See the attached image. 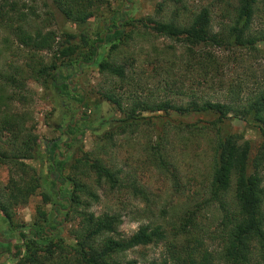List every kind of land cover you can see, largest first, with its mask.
Masks as SVG:
<instances>
[{
	"label": "trees",
	"instance_id": "16d2710c",
	"mask_svg": "<svg viewBox=\"0 0 264 264\" xmlns=\"http://www.w3.org/2000/svg\"><path fill=\"white\" fill-rule=\"evenodd\" d=\"M52 1L54 9L58 10L66 21L76 23H85L98 16L99 10L109 6L111 2ZM172 4L177 7L170 16L163 15L162 5L156 11L161 14L159 19L146 18L136 22L134 19L128 20L125 16L124 28L115 23L103 37L91 28L81 31L78 36L61 32L59 40L56 32L38 31L34 36L29 34L24 26L16 28L15 34L24 47L21 54L25 65L22 69H15L14 73H3L4 86L0 105L4 107V111L0 116V140L6 135L8 148L0 145V164L8 166L13 173L6 187L0 189V212L13 226L15 208L29 204L30 198L40 186V177L27 163L37 159L39 155L37 136L27 133L22 117L18 118L9 113L10 105L17 98V90H20V74L28 72L33 80L42 88L53 92L57 98H73L76 103H83V98L72 96L74 89L71 86L72 74L69 71L75 66L94 65L98 66L99 73L116 78L114 88L106 91L104 97L115 103L122 114L118 127L104 134L103 140L106 142H113L114 135L137 131L142 124L140 116L145 119L144 113L211 117L204 127L198 126L199 122L183 124L168 121L166 124L170 130L167 133L173 132L175 135L174 141L182 140V135L187 133L194 136L198 143L211 141L208 191L210 201L219 203L218 217H221L220 222L217 221L218 228L211 232L202 226L197 220L199 209L193 213L187 211L185 216L181 217L178 227L171 233L152 221L153 216H147L148 223L141 225L132 236L124 237L119 232L122 225L121 216L108 213L96 216L90 212L93 203L99 202V197L82 178H75L73 189L68 192L70 205L67 213L81 218L79 227L68 242L60 239L57 243L52 241L44 226L32 224L26 229L22 227L19 237L25 241V253L24 258H20V264H140L134 259H123V256L137 248L158 246L161 243L166 250L164 258L143 264H264V177L261 173V166L264 164V143L253 157L252 142L243 133H232L229 129L231 120H240L258 129L264 137V84L257 82V77L242 80L239 85L248 83V95L239 99L230 90L229 102L203 97L179 106L167 96L159 100L148 96L139 100V95H129L133 97V101L125 106L124 101L116 97L117 89H122L127 83L132 84L134 92L139 93L140 86L134 78L136 73L134 69L127 68L132 66L123 60L120 63V59L112 57L118 51L123 52L129 40L139 35L135 28L138 23L144 29H150L155 37L170 40L171 45L167 48L169 51L173 52L176 47L182 49L179 54L181 64L171 75L172 79L165 72L163 65H159L153 74V78H156L158 74L163 75L164 71L171 79L166 80L165 86L171 96L177 98L188 96V92H193L192 96L195 95L194 88L202 89V92L206 93L215 88L218 74L214 72L221 68V60L216 55L218 51L230 53L228 61L237 51H245V56L255 59L263 56L261 44L264 43V30L255 34L253 31L258 0H235L233 11H225L226 15L228 14V25L218 33L214 32L212 27L210 8H203L188 15L189 11L183 0H174ZM3 6L0 5V16L10 15ZM181 17H184L183 20ZM128 26L133 30L126 32ZM106 44L111 45L110 51L105 58H101L100 50ZM189 78L192 85L187 88L185 84ZM77 124L72 121L67 126L68 130L75 132ZM165 139L159 135L156 144L150 145L151 157L155 160H167L162 151ZM48 148L47 157L51 160V169L56 171L55 177L59 183L64 184L61 173L57 172L65 164L56 154L58 145L52 142ZM77 162L93 172L96 185L105 183L112 189L122 186L121 172L107 168L89 153L84 154ZM160 164L164 168L165 161H160ZM172 169L174 170H170V173L178 192L180 182L173 174L177 173L176 169ZM165 170L168 172L169 168L165 167ZM53 186L57 188L58 182L53 183ZM131 189L136 197L144 199V196H148L139 187L133 186ZM56 194L59 195L58 192ZM206 204L208 203L203 202L202 208ZM165 213L166 211H163V214ZM55 222L58 225L62 223L57 219ZM215 246L220 249L214 248Z\"/></svg>",
	"mask_w": 264,
	"mask_h": 264
},
{
	"label": "rangeland",
	"instance_id": "374dc122",
	"mask_svg": "<svg viewBox=\"0 0 264 264\" xmlns=\"http://www.w3.org/2000/svg\"><path fill=\"white\" fill-rule=\"evenodd\" d=\"M172 3L174 0H111L109 6L99 10L98 16L92 17L85 23H76L66 21L63 15L54 9L52 0H0V5L3 4V7L10 12L8 16H0V95L3 94V73H14L15 69H22L25 65L21 54L24 47L15 34L16 28L20 25L34 36L38 31L56 32L57 40L61 32L78 36L87 28H91L103 37L115 23L123 26L125 16L128 20L134 19L136 22L146 18L159 19L161 14H157L156 11L161 5L163 15L170 16L177 7ZM183 3L189 11L188 15L203 8H210L212 27L214 32L218 33L228 25L229 21L226 17L228 14L226 15L225 11H233L235 0H183ZM256 11L254 34L264 30V0H258ZM183 18L181 17V20ZM135 25L139 26L135 27L139 35L129 40L123 52L118 51L112 56L116 57V60L120 59L118 60L120 63L123 60L132 66L127 68L134 69L136 73L134 78L140 86L139 93L134 92L132 84L128 83L122 89H117L116 97L124 101L125 106L131 104L132 98L136 95H139V100H144L147 96L158 100L167 96L179 106L203 97H212L213 101L229 102L230 90L239 99L248 95L247 81L246 85H239L242 80L257 77V82L264 84L263 43L261 44L263 56L256 59L245 56V51L243 53L237 51L228 61L230 53L218 51L216 55L221 60V68L215 70L214 74H218L215 88L208 93L194 88L196 94L193 96L191 94L193 92H188V96L180 98L171 96L165 84L169 79L168 75H173L180 67L179 54L182 53V49L176 47L173 52L169 51L167 48L171 45L170 40L155 37L150 29H144L140 23ZM131 30L132 27L128 26L125 31ZM110 47V44H106L101 48V58L106 57ZM159 65H163L168 75L163 71V75L158 74V77L153 78ZM69 73L72 74L71 86L74 89L72 96L83 98V103H76L73 98L55 97L53 92L42 88L33 80L28 72L19 76L20 90H17V98L10 105L9 113L18 118L22 117L27 133L37 136L39 155L37 159L27 163L40 177V186L30 198L29 204L15 208L13 226L0 212V264H20V258H24L25 241L19 237L22 227L26 229L32 224L41 225L46 227L54 243L60 239L69 241L81 222V218L67 213L70 205L68 192L73 189L75 178L78 180L82 178L99 197V202L93 203L90 212L96 216L104 213L121 216L122 225L119 232L124 237L132 236L141 225L148 223L147 216H153L152 221L162 225L171 233L175 227H178L181 217L185 216L187 211L193 213L194 210L199 209L198 213L196 212L197 220L209 231H215L221 216L218 217L219 203L210 201L208 191L211 141L198 143L189 133L182 135V140L174 141L175 135L173 132L167 133L170 130L166 124L168 121L183 124L199 122L198 126L204 127L211 117L144 113L145 119L140 116L142 124L137 131L114 135L113 142H106L103 140L104 134L112 129L115 130L122 117L116 104L104 97L106 91L114 88L116 78L99 73L98 66L94 65L75 66ZM221 83L223 84L220 85ZM191 85L192 81L189 78L185 86L190 88ZM3 111L4 107L0 105V116ZM72 121L78 123L75 132L67 128ZM229 129L232 133H243L252 142V156L255 157L264 143V137L259 130L240 120H231ZM159 135L166 138L162 143V151L167 160H155L151 157L150 145L156 144ZM6 141L7 136L3 135L0 145L4 148H8ZM52 142L58 145L56 154L65 162L62 169L57 171L61 173L64 184H60L56 179V171L51 169V160L47 157V150ZM86 153L94 159H99L107 168L120 171L122 186L112 189L105 183L96 185L93 172L77 162ZM160 161H165L164 168ZM165 167L169 168L168 172ZM173 167L177 171L173 174L180 182L178 192L175 190L173 175L170 173V170H174ZM11 173L13 170L0 164V189L5 188L9 183ZM261 173L264 177V164L261 166ZM16 174L15 177H18ZM55 182H58L57 188L53 186ZM133 186L146 192L148 196H144L145 200L134 195L131 189ZM203 202L208 204L202 208ZM163 211L166 213L163 214ZM55 219L62 223L58 225ZM217 247L219 250L220 247ZM165 253L164 244L161 243L158 246L132 250L125 254L123 259H134L143 264L151 260L161 261Z\"/></svg>",
	"mask_w": 264,
	"mask_h": 264
}]
</instances>
